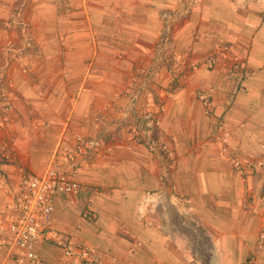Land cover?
<instances>
[{
	"label": "crops",
	"instance_id": "obj_1",
	"mask_svg": "<svg viewBox=\"0 0 264 264\" xmlns=\"http://www.w3.org/2000/svg\"><path fill=\"white\" fill-rule=\"evenodd\" d=\"M61 1L28 0L23 18L38 49L11 60L2 45L20 41L6 26L17 0H0V63H10L12 101L9 120L0 110V145L11 154L0 152V220L18 213L21 173L41 175L56 160L80 187L55 195L49 224L94 246L104 264H264V0ZM162 36L179 56L176 75L161 68L159 94L170 95L156 126L172 151L177 201L165 198L160 155L120 126L122 94ZM220 44L231 46L245 76L209 66ZM220 137L231 156L222 154ZM78 138L102 141L94 163L75 153ZM87 202L93 212L85 219ZM167 206L189 214L171 217ZM3 227L0 264H33L4 243ZM33 249L42 264H68L51 240L37 239Z\"/></svg>",
	"mask_w": 264,
	"mask_h": 264
},
{
	"label": "built area",
	"instance_id": "obj_2",
	"mask_svg": "<svg viewBox=\"0 0 264 264\" xmlns=\"http://www.w3.org/2000/svg\"><path fill=\"white\" fill-rule=\"evenodd\" d=\"M26 0L19 1L12 16L7 22V27H13L19 32L20 45L14 44L13 41L8 40L2 45V50L10 54L11 60H18L20 57L26 56L33 48L38 47V42L32 38L28 23L23 18V10ZM165 22L170 18L169 14H163ZM168 38L165 36L159 40L153 50V56L160 58L163 63H166L167 71L176 75V70L171 68L179 60L175 56L171 63H168L166 55L169 54ZM162 53L164 56L162 57ZM161 54V56H160ZM168 63V64H167ZM209 66L214 67L217 64L225 66L228 74L234 75L241 72L242 76L246 74L247 70L242 66L241 61L234 54L229 44H220L212 50L211 56L208 59ZM8 59L4 57L0 63V110L4 115V120H9V114L12 108V101L10 98L9 84L10 79L7 75V68L9 66ZM169 65V66H168ZM172 81V79H171ZM241 89L242 86L240 87ZM166 95L170 92L165 90ZM123 96L131 103L130 109L133 113L136 111V104L142 98V115L141 119L144 122L146 131L154 128L157 125V114L164 111V103L162 99L157 102L152 101L151 90L148 89V67L145 65L140 66L139 70L131 78L127 89L123 92ZM163 96V95H161ZM203 106L206 114L212 110V103L208 97H204ZM129 106V105H128ZM157 112V113H156ZM141 120V121H142ZM135 130L133 129V134ZM214 135V131H211ZM113 134L109 135V139ZM220 150L222 154L231 156L230 150L226 145V138L220 137ZM98 139H82L78 138V148L76 154L81 153L88 156L89 164L95 162L96 147L101 144ZM148 142L151 147H157L159 155L163 160L165 178L172 177L173 173L169 171L172 151L166 148L161 137L152 138L149 134L146 144ZM157 143V144H156ZM154 144V146H153ZM1 156L5 159H10L11 154L6 144L0 145ZM74 156L73 154L70 156ZM62 157H69L66 153H62ZM87 161V162H88ZM233 167L237 172L243 173L245 167L242 162L233 159ZM56 160L52 161L46 170L41 175L31 173H21L20 175V194L16 198V207L18 213L10 218L8 221L3 222L0 220V228H6V235L4 243L10 249L23 250V256L33 264H42L38 254L34 251L33 245L37 239L51 240L62 251L63 257L68 264H104L103 261L96 255V248L89 244H75L71 238L66 239L62 233L55 230L50 226V217L54 210V197L57 194H70L80 187V183L58 168ZM173 187V186H172ZM93 212L91 203L87 202L85 209L82 212L83 218H89ZM3 227V228H4ZM261 237L264 238V228L261 232Z\"/></svg>",
	"mask_w": 264,
	"mask_h": 264
},
{
	"label": "rangeland",
	"instance_id": "obj_3",
	"mask_svg": "<svg viewBox=\"0 0 264 264\" xmlns=\"http://www.w3.org/2000/svg\"><path fill=\"white\" fill-rule=\"evenodd\" d=\"M19 1H22V0H17L16 3H18ZM56 1H61V0H56ZM27 2H28V0H26L25 5H26ZM61 2L64 4L66 1L64 0V2L63 1H61ZM14 6L16 7L17 4L14 5ZM15 7L12 8V12H11L10 17L12 16V14L14 12ZM29 29H30V34H31L32 38L33 39H36L34 37V35H33V31L31 29L30 25H29ZM162 38H163V36L160 38V40ZM16 45H18V43ZM168 47H169L168 48L169 49V54L166 55V56H167V58H169L168 59V63H171L173 61V58H175V56L177 54H175L174 49L172 47V44H171L169 38H168ZM37 49H38V47L33 48L32 50L36 51ZM160 56H161V54H160ZM163 56H164V54L162 53V57ZM177 58H179L178 55H177ZM144 65H145V67H148V89L151 90V93H152V101L153 102H157L158 100L163 99V97H166V94H165L166 88L161 91V95H163V96H161L159 94V91H160L159 89L161 88V85H160V83H161V68L164 67L167 70V67H166L167 65H166L165 62L163 63V61L160 58H156L154 56H153V58H151V60H150V62L148 64H144ZM139 68H140V66L137 68L136 73L139 70ZM171 82H172L171 80L168 81L166 85H168V84L171 85L172 84ZM142 101H143L142 98L138 101V103L135 106L136 111L134 113L130 109L131 103H129V101L126 102V104H125L126 107L125 108L123 107V109H122L124 111L125 115L123 117L124 119H122V121L120 122V126L122 128L124 127V129L131 134L133 141H135L136 143H139V144H143L146 147V149H148L149 152L155 153V154H159V150H158L157 147H151L152 144L150 145L149 142H148V146L146 144V141H147V138H148L149 134H150V136L152 138H154V137H161L162 138V133L160 132V130L159 131L156 130V126L157 125L154 128H152L151 131L150 130L146 131V128H144V122L141 119V115H142V112H143L142 105H141L142 104ZM157 115H159V114H157ZM133 129L135 130L134 131L135 134H133V132H132ZM162 141H163V139H162ZM153 146H154V144H153ZM168 164H170V167H171V162L168 161ZM168 169H169V171L172 172V168H168ZM162 171H163V173H162V176L160 174L159 181L160 182H164L165 184L168 183V185L170 187V192L167 193V195H166L165 198L166 199H168V198H176V201H177L178 195H177V193L175 191V188H173L174 187L173 186L174 184L172 182H170V180H169V179H171V177H169L171 175H169L168 178H165V175L164 174H165L166 170L163 169ZM178 200H180V199H178ZM172 204L174 206V204H177L178 205L179 203L176 202V203H172ZM172 211L174 212L173 214L171 213ZM167 212H168V214L171 217H174V218L176 216H177V218H182V217H185L186 215L189 214L188 209L186 207L184 208V207H171V206H169L168 209H167ZM184 226H185V228L186 227H189V226H187V224H185ZM263 228L261 229V231L259 233V238H260V240L262 242V247H264V238L261 237L262 236L261 235V232L263 231ZM188 230H189V232L192 233L191 228H188ZM201 231H199V232H201L200 233V236L202 237L205 234V230L203 228H201Z\"/></svg>",
	"mask_w": 264,
	"mask_h": 264
}]
</instances>
